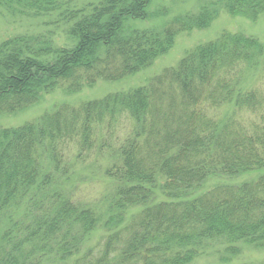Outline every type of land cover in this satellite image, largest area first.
I'll list each match as a JSON object with an SVG mask.
<instances>
[{
	"label": "trees",
	"instance_id": "trees-1",
	"mask_svg": "<svg viewBox=\"0 0 264 264\" xmlns=\"http://www.w3.org/2000/svg\"><path fill=\"white\" fill-rule=\"evenodd\" d=\"M63 1L0 0L35 12L62 6L72 20L67 36L77 38L67 52L71 66L49 40L32 51L41 58L57 50L50 67L23 55L30 38H15L11 50L0 45V113L37 103L57 81L71 94L96 78L117 81L143 70L179 33L208 27L220 10L252 21L264 15V0H210L148 34L132 25L145 0H99L77 10ZM262 55L264 42L256 36L223 31L132 90L0 129V264H188L201 255H212L210 264H229L239 244L263 251L264 172L234 183L221 177L264 167V93L255 83L243 86ZM122 116L131 130L109 149V190L100 205L78 203L56 187L55 173L70 169L66 142L77 139L86 148L93 134L114 129ZM45 161L50 170H43ZM27 189L47 201L32 224L23 222L18 238L10 207Z\"/></svg>",
	"mask_w": 264,
	"mask_h": 264
},
{
	"label": "rangeland",
	"instance_id": "rangeland-1",
	"mask_svg": "<svg viewBox=\"0 0 264 264\" xmlns=\"http://www.w3.org/2000/svg\"><path fill=\"white\" fill-rule=\"evenodd\" d=\"M208 1L210 0H145V7L142 10L144 14L132 22V25H135L140 31L148 29L151 31H148V34H152L160 31L163 27L162 25L174 16L197 12L199 7ZM63 2L69 9L77 10L86 5L96 4L99 0H64ZM68 17L69 14L66 16L62 6L55 11L35 12L25 9L15 10L11 7L1 5L0 45L5 43V48L11 50L16 47H11L12 40L15 38H30L29 41L32 45L30 52H26L24 49L21 50L25 57L29 56L35 57L38 60L41 59V65L50 67L51 59L53 58L54 63L56 62L54 55L60 49L61 54H57L59 55L57 58H62L65 63L68 62V65L71 66L73 63L72 57L67 52L77 46V38L73 36V39H71L67 36V30L72 23V20L69 21ZM223 31L243 32L246 35L256 36L264 42V15H260L256 20L252 21L243 17L230 16L223 10H220L208 27L179 33L169 49L154 58L149 67L138 70L132 75H128L117 81L96 78L97 80L93 85L89 87L84 86L77 90V92L75 91L71 94L64 91L65 84L62 81H57L51 90L40 95L37 103L22 110H12V112L8 113L1 112L0 129L12 130L25 123H34L40 118L48 116V118H52L57 110L65 106L76 108L80 104L90 100H101L116 92L132 90L145 83L148 78L160 75L164 70L176 66L186 52L194 46L216 39ZM45 40H49L52 43V49L57 50L50 51L39 58L34 55L32 50L34 48L37 49L41 41L43 42ZM95 56H99L98 58L103 56L101 47L98 48ZM113 58H106V60L102 58V62L97 63L96 68L99 69L108 66ZM263 58L264 55L259 57L256 68H253L254 72H249V70L246 72V77L243 80L244 88L247 85L250 86L255 83L258 90L264 93ZM130 124H132V121L126 116H122L114 129L110 131L100 129L93 134L95 136L90 139V143L86 148H81L77 139L66 142L69 149L67 158L66 156L64 158L65 162H71L68 164L70 169L69 171L60 169V171L55 173V177L58 179L56 187L65 188L70 198L76 200L78 203H97L100 205L101 199L109 190V183L104 174L105 168L112 161L111 154H108L110 152L109 149H115L112 147L116 143L114 141H118V138L121 139L128 135L131 130ZM66 136L64 135L62 139H66ZM78 155L79 157H76ZM46 169L50 170V166L45 161L43 170ZM263 172L264 167L257 168V170L255 169V171L248 173L238 174L234 177L231 176L232 178L221 177L226 182L234 183L253 179L258 175H262ZM52 173L54 172L52 171ZM208 179H210L209 181L211 183L216 182L214 181V177ZM156 181H158L156 184H160L162 179L158 178ZM39 193L36 189H33L32 193L27 189L21 201L10 207L12 211L11 223L16 227L14 232L18 238L24 233L22 231V225L24 226L23 222L26 220L32 224V215L36 217L45 207L44 203L47 201V198L42 200V196ZM3 225H0V231H3L5 228ZM214 260L215 258L212 255H201L188 264H210ZM229 264H264V250H256L250 247L249 244H239L238 250L233 255Z\"/></svg>",
	"mask_w": 264,
	"mask_h": 264
}]
</instances>
